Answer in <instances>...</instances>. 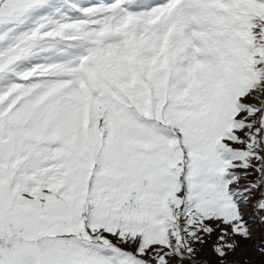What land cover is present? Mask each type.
Wrapping results in <instances>:
<instances>
[{
	"label": "snow or ice",
	"instance_id": "6c2138e0",
	"mask_svg": "<svg viewBox=\"0 0 264 264\" xmlns=\"http://www.w3.org/2000/svg\"><path fill=\"white\" fill-rule=\"evenodd\" d=\"M0 264H264V0H0Z\"/></svg>",
	"mask_w": 264,
	"mask_h": 264
}]
</instances>
